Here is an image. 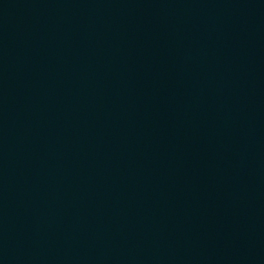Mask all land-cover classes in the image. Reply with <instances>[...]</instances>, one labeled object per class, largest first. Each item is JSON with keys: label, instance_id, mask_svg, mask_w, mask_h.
<instances>
[{"label": "water", "instance_id": "1", "mask_svg": "<svg viewBox=\"0 0 264 264\" xmlns=\"http://www.w3.org/2000/svg\"><path fill=\"white\" fill-rule=\"evenodd\" d=\"M0 264H264V0H0Z\"/></svg>", "mask_w": 264, "mask_h": 264}]
</instances>
